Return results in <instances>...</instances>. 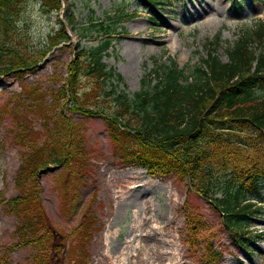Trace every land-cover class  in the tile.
I'll use <instances>...</instances> for the list:
<instances>
[{
	"label": "rangeland",
	"instance_id": "1",
	"mask_svg": "<svg viewBox=\"0 0 264 264\" xmlns=\"http://www.w3.org/2000/svg\"><path fill=\"white\" fill-rule=\"evenodd\" d=\"M126 1L128 12L137 15L123 25L105 62L124 78L129 94L140 90L159 61L176 60L188 70L202 62L209 51L206 44L217 35L223 42L215 46L216 53L227 61L225 49L264 20V0H242L241 5L233 3L237 0H169L157 6L143 0H61L62 11L51 16L28 0L15 18L9 46L26 50L37 62L0 75V264H127L124 243L139 235V243L156 258L171 253L163 264L171 258L174 264H264V189L261 196L248 198L263 205L249 221L251 241L244 248L226 231L220 212L188 189L187 181L175 175L150 178L147 170L124 167L104 116L71 110L60 95L77 48L97 45L99 38L83 36L69 25L70 42L52 47L50 37L61 30L59 20L75 16L81 29L92 13L102 19ZM248 52L263 56L264 36L252 37ZM83 85L91 87L87 79ZM56 142L73 158L37 176L31 173L29 153ZM20 170L26 176L23 187L17 182ZM31 189L44 212L36 219L44 226L37 227L40 243L32 235H17L25 208L16 211L9 204ZM187 214L203 224L196 246L188 245ZM210 245L221 260L206 262Z\"/></svg>",
	"mask_w": 264,
	"mask_h": 264
},
{
	"label": "trees",
	"instance_id": "2",
	"mask_svg": "<svg viewBox=\"0 0 264 264\" xmlns=\"http://www.w3.org/2000/svg\"><path fill=\"white\" fill-rule=\"evenodd\" d=\"M27 1L0 0V75L37 62L26 50L21 53L9 46L15 18ZM31 1L41 4L48 16L62 10L61 0ZM146 1L164 4L165 0ZM132 15L121 9L114 16L98 20L92 13L86 26L79 30L102 39L97 46L77 48L60 95L68 100L71 110L104 116L124 166L142 167L154 176L175 173L181 180L187 178L189 188L220 211L225 228L239 234L253 207L242 206L243 199L255 192L258 183H264V55L248 52L251 38L264 36V22L260 21L252 32L246 30L245 38L226 49L227 62L213 48L193 72L181 69L175 61L158 65L152 73L155 77L144 79L141 91L129 97L119 91V86L124 85L122 76L103 60L110 56L113 35ZM59 24L61 30L50 37L52 47L70 41L67 26L78 29L74 16ZM220 43L218 36L210 45ZM86 79L91 87L83 85ZM58 144L30 152L27 169L37 176L51 165L69 162L74 153L69 154L65 146L58 148ZM25 180L24 172H19L17 182L21 187ZM28 191L12 199L10 205L16 210L25 208L19 235H32V241L40 243L37 227L43 226L36 219H41L43 209L36 190ZM186 218L190 243L196 244L203 224L197 216L187 214ZM219 258L220 253L210 246L207 262Z\"/></svg>",
	"mask_w": 264,
	"mask_h": 264
},
{
	"label": "bare ground",
	"instance_id": "3",
	"mask_svg": "<svg viewBox=\"0 0 264 264\" xmlns=\"http://www.w3.org/2000/svg\"><path fill=\"white\" fill-rule=\"evenodd\" d=\"M207 9H209V7ZM136 186L138 187V185H136ZM137 187H131V189L137 188ZM145 221H147V220H145ZM140 237H142V235H139L138 237H135L133 239H129L124 243L126 245V248H124L123 250H129L127 252L128 256L126 258V261H128L127 264H163V262H162L163 258L166 255L171 254V253L168 252V254H167L165 252H162L157 257V258H160V262L155 263V261L157 260L156 254H150L149 253L150 250L145 249L143 247V245H141L139 243ZM123 250H122V252H123ZM133 253H136V254H133ZM132 259H136V261L134 262ZM174 263L175 262H174L173 258H171L169 260V264H174ZM123 264H126V263L124 262ZM177 264H181V261L179 260Z\"/></svg>",
	"mask_w": 264,
	"mask_h": 264
}]
</instances>
